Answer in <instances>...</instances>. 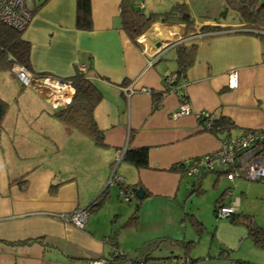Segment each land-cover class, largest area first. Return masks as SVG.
<instances>
[{
	"label": "crops",
	"instance_id": "1",
	"mask_svg": "<svg viewBox=\"0 0 264 264\" xmlns=\"http://www.w3.org/2000/svg\"><path fill=\"white\" fill-rule=\"evenodd\" d=\"M119 3L90 0L92 28L82 31L75 27V0H30L38 8L22 34L30 44L29 72L65 80L85 67L101 96L92 118L103 145L56 118L46 89L24 87L15 77L12 91L0 89V264H89L112 259L115 249L133 261L159 258L153 257L163 251L159 240L169 237L176 220L184 223V213L191 214L179 203L187 175L169 169L214 152L221 138L264 130V39L245 29L239 17L229 11L220 18L196 16L190 33L184 24L155 22L133 43L122 30ZM133 4L158 13L139 0ZM202 26L221 30L201 33ZM180 42L196 45L183 89L192 114L172 118L179 105L175 94L152 109L151 95L128 96L126 88L161 91L162 79L176 69L173 47ZM232 69L238 76L233 89L227 86ZM201 111L228 119L232 129L204 131L193 115ZM141 147L148 148L147 168L123 162L114 169L117 151ZM113 169L123 184L142 188L143 198L129 194L126 201L135 200L133 205L112 203L120 196L117 184L107 186ZM224 171L213 172L214 185ZM193 183L197 178L186 189ZM105 187L106 199L88 212L83 228L60 218L88 206ZM137 205V223L124 226ZM181 235L172 242L191 241L186 231Z\"/></svg>",
	"mask_w": 264,
	"mask_h": 264
},
{
	"label": "trees",
	"instance_id": "2",
	"mask_svg": "<svg viewBox=\"0 0 264 264\" xmlns=\"http://www.w3.org/2000/svg\"><path fill=\"white\" fill-rule=\"evenodd\" d=\"M134 0H120L119 15L121 19V27L126 36L133 43L137 42L140 37L151 24L155 22L166 23L169 25L184 24L186 33L194 30V19L191 17L188 6L185 3H176L172 5L168 11L162 13H144L141 9L136 8L133 4ZM226 7L236 12L240 20L244 24V28L249 31H254L256 34L264 39V4L259 0H223ZM38 8H31V13ZM75 27L78 30L89 31L92 28L91 20V5L90 0H75ZM221 30L220 27L215 26H202L199 28L201 33L214 32ZM22 31L14 30L8 26L0 23V70L8 69L13 65H19L29 71V52L30 44L22 38ZM175 49V64L176 69L170 75L162 79V89L159 92L151 91L149 95L152 96V109L159 106L160 99L172 92V90L179 92L182 90L180 86L185 81V73L187 69L194 62L196 52V45H186L183 42L177 43L173 47ZM174 77L173 81L169 84L168 77ZM71 82L74 89V94L70 102L65 107L54 108V116L61 120L64 124L73 127L80 132L90 136L96 145H103V133L100 132L93 121L92 111L100 100L101 96L94 85L85 77L84 73L76 70V73L67 79ZM187 98V97H186ZM202 124V121H199ZM232 123L226 118L215 120L212 118L210 127L204 129L214 134L229 133L232 129ZM131 136V135H129ZM127 163L136 169H143L148 167V148H125L122 153L120 163ZM185 162V161H184ZM184 162L172 166L169 171L178 172L185 175L186 167ZM204 175L201 174L197 178V183L190 186L189 194L199 193L200 183ZM199 180V181H198ZM136 185L118 184L119 192L134 195ZM227 190V189H226ZM223 194L215 200L213 212L216 214V205L223 200ZM107 197V187L95 198L88 206L85 207L87 212L97 210ZM133 198V197H132ZM185 219L192 221L193 227L199 231L203 229L201 223L189 213H184ZM232 223L240 221L244 224L247 230V237L253 244L259 248L264 249V228H261L253 220L250 215H238L236 213L228 216ZM138 220V205L135 211L124 224L126 227L134 226ZM186 250L184 252L185 262L193 264L196 260L191 259L187 255V247L191 241H177ZM224 252V251H223ZM112 259H91L104 260V264H146L150 259L142 261H133L126 258V256L114 250ZM233 264H249L248 262L236 261Z\"/></svg>",
	"mask_w": 264,
	"mask_h": 264
},
{
	"label": "rangeland",
	"instance_id": "3",
	"mask_svg": "<svg viewBox=\"0 0 264 264\" xmlns=\"http://www.w3.org/2000/svg\"><path fill=\"white\" fill-rule=\"evenodd\" d=\"M259 1L264 4V0ZM139 2L145 3V9L157 7L158 13L168 11L176 3H182L181 0L177 2L176 0H139ZM189 2L190 4L187 6L192 18L196 16L201 18L208 14L210 18H220V12H222V17L225 11H229V15L232 13L239 17L236 12L229 8L222 11L218 0H190ZM137 6L139 7V4ZM11 77L14 76L7 69L0 70L1 90L3 89L6 92L13 90ZM218 169H223V167H218ZM194 181V177H184L179 191V203L184 201L185 211L190 212L197 218L203 227L202 232L197 231L193 227L192 221L188 218L185 219V216V224L180 225L181 220L179 218L175 221V228L174 226L170 228L169 237L159 240L160 248L163 251L158 255H153V257L159 258L151 260L148 264H189L181 259L184 257L186 249L182 245L172 242V238H176L172 236L183 238L181 235L183 231H186V238H189L192 242L187 247L186 253L188 257L196 260L193 264H233L236 261L264 264V249L255 246L247 237V230L244 224L241 223V219L236 223H232L229 217H221L213 212L215 200L226 189L230 188L232 195L229 196L224 193L222 201L227 203L228 200L239 197L240 204L235 213L238 215H251L256 224L264 228V182L237 179L235 184L232 185L227 177L222 174L218 184L214 185L215 174L209 172L201 179L199 193L189 194V190L186 189L187 183L190 184ZM118 197L120 200L115 197L112 203L118 201L125 205H133L135 202V200L126 201L121 196Z\"/></svg>",
	"mask_w": 264,
	"mask_h": 264
},
{
	"label": "built area",
	"instance_id": "4",
	"mask_svg": "<svg viewBox=\"0 0 264 264\" xmlns=\"http://www.w3.org/2000/svg\"><path fill=\"white\" fill-rule=\"evenodd\" d=\"M30 0H0V23L14 30L24 32L32 17ZM79 72L84 73L85 67H80ZM9 72L24 87L44 88L49 93L47 98L48 104L54 109L57 107H65L70 102L74 89L71 82L67 79H59L48 75H35L27 71L24 67L13 64L9 68ZM172 76L167 78L170 84L173 81ZM237 72L232 69L227 72V86L235 88L237 86ZM186 82L181 83L182 90L176 92L172 90L178 98L179 105L177 109L171 113L172 118L183 115L192 114L183 89ZM164 86L162 89H166ZM152 90L147 87L135 88L132 84L126 88L129 96L133 93L150 94ZM58 96H55V95ZM198 121H202L203 129L210 127L212 116L204 111L193 113ZM123 150L117 151L113 162L114 169L119 165ZM186 167L185 174L189 177H198L201 174L215 172L218 167L225 169L224 175L229 182L234 185L237 179H245L249 181L264 182V130L250 129L245 130L235 137L221 138L218 148L207 155L191 158L184 162ZM112 171L108 178L107 186L121 184L122 179L119 175ZM228 190V191H227ZM225 194L231 196V189H227ZM119 195L124 199L130 198L129 194L120 191ZM239 200L231 199L224 203L221 201L216 205V214L221 217H228L238 210ZM88 216L87 210L79 208L73 212L63 215L60 218L64 221L72 223L75 227L81 229L86 223ZM89 264H104V260H93Z\"/></svg>",
	"mask_w": 264,
	"mask_h": 264
},
{
	"label": "water",
	"instance_id": "5",
	"mask_svg": "<svg viewBox=\"0 0 264 264\" xmlns=\"http://www.w3.org/2000/svg\"><path fill=\"white\" fill-rule=\"evenodd\" d=\"M159 46V45H158ZM1 109V108H0ZM134 196H135V198H137V199H142L143 198V196H144V191H143V189L142 188H138V189H136V191L134 192Z\"/></svg>",
	"mask_w": 264,
	"mask_h": 264
}]
</instances>
